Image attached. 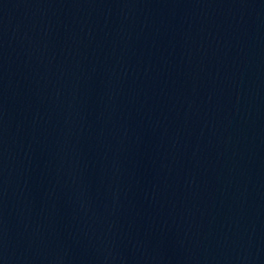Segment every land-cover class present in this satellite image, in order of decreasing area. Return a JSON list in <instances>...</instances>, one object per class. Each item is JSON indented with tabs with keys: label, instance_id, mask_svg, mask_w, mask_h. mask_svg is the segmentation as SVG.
Wrapping results in <instances>:
<instances>
[{
	"label": "water",
	"instance_id": "1",
	"mask_svg": "<svg viewBox=\"0 0 264 264\" xmlns=\"http://www.w3.org/2000/svg\"><path fill=\"white\" fill-rule=\"evenodd\" d=\"M0 264H264V0H0Z\"/></svg>",
	"mask_w": 264,
	"mask_h": 264
}]
</instances>
